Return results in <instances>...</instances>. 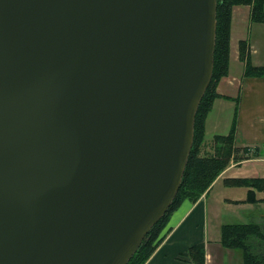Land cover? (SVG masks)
I'll return each mask as SVG.
<instances>
[{"label":"water","instance_id":"obj_1","mask_svg":"<svg viewBox=\"0 0 264 264\" xmlns=\"http://www.w3.org/2000/svg\"><path fill=\"white\" fill-rule=\"evenodd\" d=\"M218 0H0V264H128L168 213Z\"/></svg>","mask_w":264,"mask_h":264},{"label":"crops","instance_id":"obj_2","mask_svg":"<svg viewBox=\"0 0 264 264\" xmlns=\"http://www.w3.org/2000/svg\"><path fill=\"white\" fill-rule=\"evenodd\" d=\"M241 41H247L251 47L252 64L264 67V23L252 22L250 6H236L233 9L230 69L228 76L218 86L219 94L231 99L218 98L214 102L206 121L205 154L213 151L212 141L216 135L230 132L237 113V145L258 147L264 151V78L245 76L246 65L239 56ZM237 98L238 104L234 100ZM252 178L264 179V157L240 164L232 163L198 202L184 201L171 215L163 232L164 240L145 264H195L190 251L200 245L205 248L206 264L233 262L234 257L238 256L233 253L235 251L224 248L221 245L222 238L218 236L220 234L211 237L207 229L210 209H215L221 201L219 197L213 198V191L219 184L225 186L226 179ZM245 189L248 194V189ZM258 198L264 199V193H259ZM246 199L247 195L237 194L226 198V201L230 206L253 209L255 205L245 203ZM262 217L255 220L259 221Z\"/></svg>","mask_w":264,"mask_h":264},{"label":"trees","instance_id":"obj_3","mask_svg":"<svg viewBox=\"0 0 264 264\" xmlns=\"http://www.w3.org/2000/svg\"><path fill=\"white\" fill-rule=\"evenodd\" d=\"M236 6H250L253 23H264V0H218L217 35L214 56L213 78L199 106L193 147L183 176L182 185L168 213L146 235L137 253L128 264H145L164 240L163 234L171 215L184 201L198 202L209 191L217 178L232 164L264 157L260 148L240 147L236 142L237 118L227 135H216L212 141V152L205 154L206 121L216 99L226 98L218 92L221 80L228 76L231 53V25L233 9ZM239 56L245 62L246 77L264 78V67H255L251 62V47L241 41ZM237 104L238 98L234 99ZM229 187L248 189L245 203H264L258 194L264 193V179H226ZM221 245L229 250H239L243 264H264V225L260 222L226 224L223 226ZM195 264H206L205 248L196 246L190 251Z\"/></svg>","mask_w":264,"mask_h":264},{"label":"rangeland","instance_id":"obj_4","mask_svg":"<svg viewBox=\"0 0 264 264\" xmlns=\"http://www.w3.org/2000/svg\"><path fill=\"white\" fill-rule=\"evenodd\" d=\"M220 186H217L213 191V198L219 197L221 201L219 200V204L215 209H210L208 223H207V229L210 233V236H214L216 233L220 234L218 236H221L222 238V232H223V225L224 224H242V223H251V222H257L264 225V204H253V203H247L253 206V209H246L241 208L242 206L238 205H229L228 201H226V198H229L230 196H246V189L242 187H229L224 186L222 184H219ZM220 190V191H219ZM238 198V197H234ZM263 216L262 218H259V221L255 220L257 217ZM255 220V221H254ZM236 255L234 257L233 262L230 264H243V258L241 256V253L239 250H234Z\"/></svg>","mask_w":264,"mask_h":264}]
</instances>
